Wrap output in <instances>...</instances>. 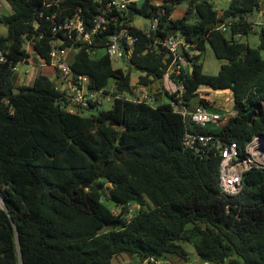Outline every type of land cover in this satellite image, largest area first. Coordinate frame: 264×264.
<instances>
[{
	"label": "trees",
	"instance_id": "trees-1",
	"mask_svg": "<svg viewBox=\"0 0 264 264\" xmlns=\"http://www.w3.org/2000/svg\"><path fill=\"white\" fill-rule=\"evenodd\" d=\"M6 1L12 12L0 13L8 29L0 32V264H113L122 254L141 261L172 254L188 262L183 242L194 245L201 262L264 264V168L247 171L239 193H222L221 157L201 158L184 146L187 124L174 111L173 96L156 105L126 97L140 84L161 80L171 59L159 41L180 33L195 52L210 45L226 60L217 74H207L195 54L193 71L181 76L186 101L208 103L195 93L201 84L235 93L237 113L225 125L195 130L242 149L252 136L264 135V24L258 47L244 40L264 0H230L222 13L212 0L130 5L132 20L159 21L155 31L133 27L138 38L125 68L85 46L70 59L76 72L91 76V89L114 98L111 108L87 116L83 110L98 106L72 112L51 72H40L29 85L17 83L13 67L29 58V42L50 62L56 36L47 16L57 10L45 0ZM181 3L187 7L174 17ZM68 4L91 17L100 0L62 2ZM108 33L95 40L100 50ZM133 69L140 72L135 83Z\"/></svg>",
	"mask_w": 264,
	"mask_h": 264
},
{
	"label": "built area",
	"instance_id": "built-area-1",
	"mask_svg": "<svg viewBox=\"0 0 264 264\" xmlns=\"http://www.w3.org/2000/svg\"><path fill=\"white\" fill-rule=\"evenodd\" d=\"M64 1H44L46 7L56 6L57 11L47 16L53 25L52 30L56 38L52 43L50 62L43 59L40 62L43 66L48 65L55 69L56 88L69 99V109L76 112L81 108L91 107L93 103L100 106L107 93L102 89L90 88L91 76L78 73L72 68L68 52L77 50L76 54L85 46L86 52L97 55L100 48L95 40L103 38V35L109 31L106 36L105 53L112 62L121 60L127 63L138 38L133 29L137 19L132 20L129 15L130 5L138 6L141 0H100L98 12L91 17H85L81 7L73 8L69 4L62 5ZM258 16L257 23L264 24V9L258 11ZM142 19L143 22L148 20L147 18ZM150 20L151 24L147 28L155 31L159 19L155 17ZM221 28L225 30V24ZM66 37L73 42L66 44ZM159 43L165 47L171 60L160 80L158 91L173 96L174 111L181 114L186 121L184 146L201 158H208L211 153L219 155L221 157L219 168L221 192L231 195L239 193L242 189L244 174L252 168H264V135L252 136L242 149L237 141H226L221 135L195 130L194 126L211 125L215 127L218 125V128L225 125L228 119L237 113L234 109V92L231 89L215 90L207 84H201L195 93L208 103L205 105L188 103L185 98L186 86L181 76L185 69H190L192 65L196 54L193 49L194 45L180 33L172 34L160 40ZM23 62L30 65L28 59ZM18 64L13 67L15 71L18 70ZM213 92L226 93L223 105L218 103ZM156 94L157 92H154L148 85L140 84L133 89L132 94H127L126 97L136 102L156 105ZM230 102L231 105H229ZM149 262L159 264L155 258H150Z\"/></svg>",
	"mask_w": 264,
	"mask_h": 264
},
{
	"label": "rangeland",
	"instance_id": "rangeland-1",
	"mask_svg": "<svg viewBox=\"0 0 264 264\" xmlns=\"http://www.w3.org/2000/svg\"><path fill=\"white\" fill-rule=\"evenodd\" d=\"M155 1H162V0H155ZM212 1L214 2L215 7L217 8V10L220 13L223 12L226 5H228V3L230 2V0H212ZM186 7H187L186 3L179 4L177 6L175 12H174V17H179L185 11ZM11 12H12V8L9 5V3L6 0H0V13L1 14H10ZM194 19L195 18L193 15V20ZM258 21H259V19L254 20L255 29L252 32H250L248 34V36L244 37V40H247L248 43L252 47H258L260 44V33H259L260 28H259V24L257 23ZM7 31H8L7 27L4 24L0 23V32L2 34H7ZM27 47H28L29 52H30V56L28 58V62L30 63V65H28L25 62H21L18 64V70L16 71V79H17L18 84H26V83L31 84L32 81H30V80L33 79L35 77V75H37L41 70L45 71V72L51 71L48 68H45V69L40 68V66H38V63L40 62L41 59H39L37 57V55L35 54L31 44H27ZM76 51L77 50L69 51L68 52V58L71 59L72 57H74ZM104 52H105V49L99 50L100 54H102ZM196 53H199L201 56L202 70L204 73L213 74V75L217 74L220 70L221 65L223 63H226V60L220 59L215 55V53H214V51L210 45H207V47L203 51H196ZM261 54L264 57V49L261 50ZM113 66L125 68L126 64L121 60H116V61H113ZM27 70L30 71L28 74L26 72ZM139 75H140V72L133 69L132 79H131L132 83L138 82ZM53 79H55V75H53ZM113 85H114L113 83H111L109 85V87H110L109 92H112L113 87H114ZM213 94H214V97L217 99L219 104L223 105L225 103L226 93H214L213 92ZM164 99L166 102L169 101V97H167V96ZM113 101H114V98L112 97L111 93H107L104 95V98L102 100V104L100 106L96 107L92 111L90 109L89 110H83L82 114L87 116V115H91V113H97L99 111V109L111 108L113 105ZM194 104H197L196 100L194 101ZM229 105H231V102ZM262 106L264 107V101L262 102ZM217 126L218 125H215V127H217ZM104 202L108 207H110L115 212H119L121 209L120 206L116 205L115 202L111 198L110 199L107 198L106 200H104ZM183 246L189 252L190 260L186 263L182 260H179L181 262H184L181 264H209L208 262L197 261V258H196L197 253H196V250H195V247L193 244H191L190 242H183ZM174 256L175 255H172V254L168 255V257L162 259L159 262V264H173L174 263L173 262ZM127 258L128 257L126 255H123V254L115 256L113 259V264H125L126 262H123V260L127 259Z\"/></svg>",
	"mask_w": 264,
	"mask_h": 264
},
{
	"label": "crops",
	"instance_id": "crops-1",
	"mask_svg": "<svg viewBox=\"0 0 264 264\" xmlns=\"http://www.w3.org/2000/svg\"><path fill=\"white\" fill-rule=\"evenodd\" d=\"M151 1H153V2H155V3H161L162 1H155V0H151ZM38 66H40V68H48V69H50L51 71V73H52V75H55V79L54 80H56L57 81V73H56V71H55V69H53L51 66H48V65H46V66H43V65H41V62H39L38 63ZM30 72V71H29ZM29 72H27V74L29 73ZM40 72H42V70L40 71ZM39 72V73H40ZM38 73V74H39ZM37 75H35V77H36ZM35 77L33 78V79H31L30 81H34V79H35ZM31 82V83H32ZM160 81H156V82H154V83H151L150 85H148L154 92H157V94H156V98H157V101L158 102H160V103H162V102H166L165 101V97L167 96L165 93H162V92H159L158 91V87H159V85H160V83H159ZM159 83V84H158ZM26 85H29V84H27L26 83ZM163 95H162V94ZM168 97V96H167ZM168 257V256H167ZM167 257H165V258H167ZM196 258H197V261H200L201 262V259L198 257V255H196ZM164 259V258H163ZM131 259H129V258H127V259H124L123 260V262H128V261H130ZM162 260V259H161ZM161 260H159V262L161 261ZM180 259L177 257V256H174V263L173 264H181V263H184V262H181V261H179ZM186 263V262H185Z\"/></svg>",
	"mask_w": 264,
	"mask_h": 264
},
{
	"label": "water",
	"instance_id": "water-1",
	"mask_svg": "<svg viewBox=\"0 0 264 264\" xmlns=\"http://www.w3.org/2000/svg\"><path fill=\"white\" fill-rule=\"evenodd\" d=\"M151 24V20L148 19L146 20V22H143V19L142 18H138L136 21H135V25L136 27L140 28V29H144V28H147L149 25ZM195 65L192 64L190 66V71H193ZM14 93H20L22 92V89L20 87H15L14 88ZM235 96V93L233 94ZM256 114V111H253L250 115H249V121H251L252 117ZM2 199H1V195H0V204H2ZM125 264H150L149 260H145V261H141L139 259H132L128 262H126Z\"/></svg>",
	"mask_w": 264,
	"mask_h": 264
}]
</instances>
